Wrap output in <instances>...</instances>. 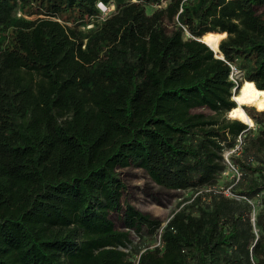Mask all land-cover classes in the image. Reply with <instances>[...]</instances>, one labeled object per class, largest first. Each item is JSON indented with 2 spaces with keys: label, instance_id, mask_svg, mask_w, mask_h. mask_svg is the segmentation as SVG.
Returning a JSON list of instances; mask_svg holds the SVG:
<instances>
[{
  "label": "trees",
  "instance_id": "trees-1",
  "mask_svg": "<svg viewBox=\"0 0 264 264\" xmlns=\"http://www.w3.org/2000/svg\"><path fill=\"white\" fill-rule=\"evenodd\" d=\"M232 66L264 90V0H0V264H264V110L227 117ZM240 134L237 196L209 190ZM126 168L190 196L163 221Z\"/></svg>",
  "mask_w": 264,
  "mask_h": 264
},
{
  "label": "rangeland",
  "instance_id": "rangeland-1",
  "mask_svg": "<svg viewBox=\"0 0 264 264\" xmlns=\"http://www.w3.org/2000/svg\"><path fill=\"white\" fill-rule=\"evenodd\" d=\"M225 38V35H222ZM248 108L247 106L243 107ZM257 111V110H256ZM246 112V111H245ZM249 126V128H254ZM121 178L128 187V199L136 208L148 212L153 216L161 218L163 221L176 210L178 204L187 196H190L189 191H174L167 192L155 185L141 169L126 168L121 170ZM217 188H227L232 183L231 174L220 175ZM221 190V189H220ZM231 196H237L230 190ZM264 193V192H263ZM256 200L251 201L254 205ZM255 213V212H254ZM252 214V216L254 215ZM164 224V223H163ZM137 241V238H134Z\"/></svg>",
  "mask_w": 264,
  "mask_h": 264
},
{
  "label": "bare ground",
  "instance_id": "bare-ground-1",
  "mask_svg": "<svg viewBox=\"0 0 264 264\" xmlns=\"http://www.w3.org/2000/svg\"><path fill=\"white\" fill-rule=\"evenodd\" d=\"M221 39L222 34L218 32H207L201 38L214 51H217ZM232 100L235 102V107L229 111V117L249 126H253V121L243 107H253L257 111L264 110V90L257 89L251 81L242 82L239 91L233 93Z\"/></svg>",
  "mask_w": 264,
  "mask_h": 264
},
{
  "label": "built area",
  "instance_id": "built-area-1",
  "mask_svg": "<svg viewBox=\"0 0 264 264\" xmlns=\"http://www.w3.org/2000/svg\"><path fill=\"white\" fill-rule=\"evenodd\" d=\"M164 5V2L162 3V6ZM97 8L100 11V14L98 16L99 20H103L105 17H107L109 15L110 12H112L114 10V6L111 4L109 6L103 4L102 2H98L97 3ZM160 7V6H157ZM92 27V24H88L86 26V28H90ZM239 71L237 69H235V67H231V74L229 76L230 80H232L233 82H236V80L238 79V75H239ZM243 140V135L240 134L237 139H236V143L234 145L233 148L231 149H226L223 152V158H224V162L226 164V170L222 173V175L224 174H231L232 180L234 183H236L240 177H241V172L239 171V169L237 168V166L233 165L230 160H229V156H231L232 154L238 155L241 151V146L243 144L242 142ZM221 189V190H220ZM217 188V186H212V188H209V190H215V191H222L223 194L227 195V196H231V192H230V186L227 188ZM251 221H254V216L251 217ZM159 239L157 240L155 245H159Z\"/></svg>",
  "mask_w": 264,
  "mask_h": 264
},
{
  "label": "water",
  "instance_id": "water-1",
  "mask_svg": "<svg viewBox=\"0 0 264 264\" xmlns=\"http://www.w3.org/2000/svg\"><path fill=\"white\" fill-rule=\"evenodd\" d=\"M201 38H202V37H201ZM201 38H200L199 40H200L201 42H203V40H201ZM203 43L205 44V42H203ZM206 45H207V44H206ZM207 46H208V45H207ZM208 48L211 49V50L215 53V56H216V57L222 58L221 54L219 53L218 47H217V51H214V50H213L212 48H210L209 46H208ZM241 76H242V73L240 72L239 75H238V79L241 80V83H240L239 86H237V87H235V88L233 89V93L238 92L239 89H240V86H241L242 82L245 81V80H242ZM228 113H229V112H228ZM228 113H227V117L230 118L229 115H228ZM230 119H232V118H230ZM247 125H248V124H247Z\"/></svg>",
  "mask_w": 264,
  "mask_h": 264
}]
</instances>
